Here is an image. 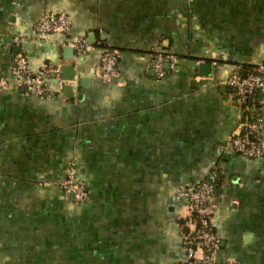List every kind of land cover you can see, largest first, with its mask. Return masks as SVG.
I'll return each instance as SVG.
<instances>
[{
	"label": "crops",
	"instance_id": "obj_1",
	"mask_svg": "<svg viewBox=\"0 0 264 264\" xmlns=\"http://www.w3.org/2000/svg\"><path fill=\"white\" fill-rule=\"evenodd\" d=\"M58 13L67 32L40 37V18ZM103 47L118 52L109 83L96 76ZM158 50L177 57L160 78ZM17 52L34 72L58 68L49 96L15 83ZM260 63L264 0H0V260L181 264L174 191L216 166L217 264H264V92L252 97L262 153L248 158L228 141L250 112L226 85ZM69 163L82 204L57 184Z\"/></svg>",
	"mask_w": 264,
	"mask_h": 264
},
{
	"label": "built area",
	"instance_id": "obj_2",
	"mask_svg": "<svg viewBox=\"0 0 264 264\" xmlns=\"http://www.w3.org/2000/svg\"><path fill=\"white\" fill-rule=\"evenodd\" d=\"M70 25L71 21L64 13L45 14L39 20V35L44 38L52 33L64 34ZM68 44L77 53L84 52L89 46L85 37H80ZM176 61L177 57L172 53L153 51L150 54L149 68L160 78L174 68ZM164 63L167 66H164ZM51 71L57 73L58 68L43 66L34 72L21 52H17L13 57L12 72L15 83L38 96H49L46 78ZM96 76L105 83L118 78L117 51L108 47L102 48ZM226 85L239 104H243L255 90L264 92V63L247 70L244 74L240 68L233 70L226 80ZM244 108L250 112V116L232 132L228 143L237 154L255 158L262 153L259 142L262 119L256 111V105L248 104ZM217 175L219 172L214 166L207 179L179 186L174 191V201L184 200V211L179 217V229L185 242V257L181 264H217L216 250L220 238L213 225V214L216 208L214 181ZM57 184L63 195L72 194L73 203L82 204L86 201L87 187L77 177L72 163H69L64 177Z\"/></svg>",
	"mask_w": 264,
	"mask_h": 264
},
{
	"label": "rangeland",
	"instance_id": "obj_3",
	"mask_svg": "<svg viewBox=\"0 0 264 264\" xmlns=\"http://www.w3.org/2000/svg\"><path fill=\"white\" fill-rule=\"evenodd\" d=\"M48 255V253H46ZM43 260L37 259L35 257H27V258H15V259H7V260H0V264H40ZM59 262V263H58ZM58 262L46 260V264H69V258H66L62 255V258L58 260Z\"/></svg>",
	"mask_w": 264,
	"mask_h": 264
},
{
	"label": "trees",
	"instance_id": "obj_4",
	"mask_svg": "<svg viewBox=\"0 0 264 264\" xmlns=\"http://www.w3.org/2000/svg\"><path fill=\"white\" fill-rule=\"evenodd\" d=\"M257 91H260V90H255L247 99H246V101L242 104V105H248V104H254V105H256L254 102H253V100H252V97H253V95H254V93L255 92H257ZM257 106V105H256ZM219 182H220V176L219 175H217V177H216V179H215V181H214V185H215V191L217 190V187H218V184H219ZM70 264V263H69Z\"/></svg>",
	"mask_w": 264,
	"mask_h": 264
},
{
	"label": "water",
	"instance_id": "obj_5",
	"mask_svg": "<svg viewBox=\"0 0 264 264\" xmlns=\"http://www.w3.org/2000/svg\"><path fill=\"white\" fill-rule=\"evenodd\" d=\"M64 50L67 52V54H70V55H71V52L73 53L72 48H69V47H68V48H65ZM67 58H70V57H67ZM200 66H201V67H207V68L210 67V66L207 65V64H200ZM243 74H244V73H243ZM67 89H70V84H67ZM67 197L71 199V198H72V194H68Z\"/></svg>",
	"mask_w": 264,
	"mask_h": 264
}]
</instances>
